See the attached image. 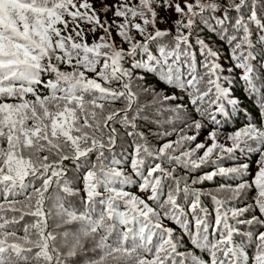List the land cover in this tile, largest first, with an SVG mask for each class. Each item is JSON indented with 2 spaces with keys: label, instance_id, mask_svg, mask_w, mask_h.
Segmentation results:
<instances>
[{
  "label": "snow or ice",
  "instance_id": "obj_1",
  "mask_svg": "<svg viewBox=\"0 0 264 264\" xmlns=\"http://www.w3.org/2000/svg\"><path fill=\"white\" fill-rule=\"evenodd\" d=\"M0 196V264H264V0H0Z\"/></svg>",
  "mask_w": 264,
  "mask_h": 264
},
{
  "label": "trees",
  "instance_id": "obj_2",
  "mask_svg": "<svg viewBox=\"0 0 264 264\" xmlns=\"http://www.w3.org/2000/svg\"><path fill=\"white\" fill-rule=\"evenodd\" d=\"M107 2L109 4H112V3H115L116 0H107ZM174 2H175V0H174ZM180 2L183 3V0H180ZM160 15L162 17H165L167 19V21H168L167 23H160L158 25L161 29L166 28V27H170L171 26V21L177 19V15L174 12L169 16L168 13L161 11ZM111 19H112V17L109 15V20L111 21ZM85 27H87V26H85ZM100 34H101L100 32H97L95 34V36H93L91 33H89L87 38H88L89 42H91L94 38H98ZM204 35L206 36V39L214 47L220 48L222 50L221 63L224 65L225 69H227L231 65V60L228 57V49H227V47H225L223 45V43H221L217 39L216 35L213 34L212 32L206 30ZM113 36H115V32H113ZM116 40H117V43H119V38L118 37H116ZM124 47L127 48V45H124ZM152 48H153V52H155L156 49H155V45L154 44H153ZM137 59H140V57H137ZM65 70H70V69H65ZM239 74H240L239 70H237L236 74L234 76L230 77V78L235 80V83L233 84L234 95L236 97H239L241 108H240V111L238 113H233L232 117L229 118L228 123L224 127V135L225 136L227 135V133L232 132L235 129L243 126L244 123L246 122V115L248 113H251L253 115L256 113V108L253 105V100L255 99V97H252L251 99L248 98L247 94L244 91V85L238 79ZM149 83H152L154 86H156L158 90L159 89H165V85L164 84H156V82L151 77H149ZM168 94H171L170 90L168 91ZM189 134H192V133H189ZM205 135H207V133L203 132L201 134V136L199 137L197 142L203 141ZM171 139H175V137L173 136V137H171ZM153 142L157 143L155 140H153ZM125 149H127V151H125ZM130 151H131V149L128 148L127 145H124L123 147H117L115 149V153L114 154H115V157L117 159H120V160H122L124 162H127V160H128V152H130ZM256 159H257V157L255 155H253L247 161L251 165V172L253 174L256 171V164H255ZM91 160L94 163L95 162V156H92ZM243 162H245V157L241 156L240 159L237 160V161L224 160V161H222V164L225 167H230V166H233L234 164L243 163ZM210 170H211V168L204 169V171H210ZM179 171H182V170H179ZM71 175L76 177L75 186L79 187L81 189L80 196H83L84 195V193L82 191L83 190V183H82V180H80L81 170L80 169L72 170ZM223 182L224 181L221 178L217 177V178H215V180L213 182H205L203 185H199V187H202L204 189H212L217 184L223 183ZM129 190H131L133 192H136V188H135L134 185L129 186ZM137 194H139V193H137ZM80 196H76V197H73L71 199H72L73 205L78 210L82 211L83 208H82V205L80 203ZM0 199H2V196H0ZM206 203L208 204L209 208L211 209V207H212L211 202L206 200ZM240 206H242V205H240ZM97 207H99V206H97ZM31 219H32L31 217H26L25 221H30ZM25 221H21L20 225H17V227H20ZM57 223H60V218L59 217H55L54 216L53 219L49 221L50 228L53 231H56L58 233L59 232H63L65 229H75L76 227H78V225L72 224V225H62L60 228H56L55 225ZM168 226L176 228L177 229L176 234L180 235V230H179L178 226H176L174 224H171V223H169ZM19 235L22 236L23 233L20 232ZM58 240H59V238H58ZM188 247L190 248L191 245H188ZM198 254L204 256L205 258H207L204 253H198Z\"/></svg>",
  "mask_w": 264,
  "mask_h": 264
}]
</instances>
